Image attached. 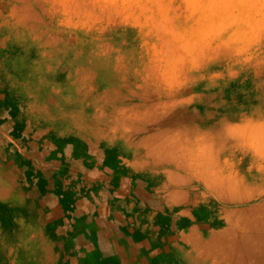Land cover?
Segmentation results:
<instances>
[{
	"label": "bare ground",
	"instance_id": "obj_1",
	"mask_svg": "<svg viewBox=\"0 0 264 264\" xmlns=\"http://www.w3.org/2000/svg\"><path fill=\"white\" fill-rule=\"evenodd\" d=\"M135 1L117 16L114 0H0V135L12 130L33 147L107 164L130 193L138 231L145 228L158 251L137 243L129 244L131 258L103 252L112 241L83 222L76 237L98 253H58V239L31 225L27 251L18 240V253L27 264H60L62 255L77 264H264L263 28L247 21L249 12L235 18L225 6L231 0H192L197 30L170 29L158 14L153 28L116 31L135 30L114 28L143 8ZM210 35L234 51L226 67L217 60L227 55L208 50ZM4 161L0 199L22 203L26 194L4 175ZM75 198L64 202L76 207ZM143 206L144 218L134 209Z\"/></svg>",
	"mask_w": 264,
	"mask_h": 264
},
{
	"label": "rangeland",
	"instance_id": "obj_2",
	"mask_svg": "<svg viewBox=\"0 0 264 264\" xmlns=\"http://www.w3.org/2000/svg\"><path fill=\"white\" fill-rule=\"evenodd\" d=\"M114 1L115 8L118 9L117 11H115V15L117 16H120L119 13L120 11H122V8H129V6L136 7L138 5L136 4L135 0H133L135 3L132 0H126L124 2L121 0ZM130 1L131 3H129ZM141 2L142 4H146H144L143 8H141L143 11L141 9L137 10V12L139 11L140 13H135L136 16H131L126 20V22L114 27H123L126 24V26H128L129 28H134L135 30L119 28L116 31H131L137 33L138 30L136 29H138L142 25L146 26V29L153 28L152 18L154 16H158V14L162 15L164 19L167 20L166 26L168 28L173 29V27L175 26V31L179 28L186 30L194 28V30H197V28L199 27V24L197 25L199 21V14L198 12L193 10L192 6H194V1L192 0L191 2L190 0H159V2L162 3L163 7H161V4L159 6L158 0H151V2L149 0H142ZM251 2L255 3L251 4ZM225 3V6L229 7L230 9V13H234L236 14V16H238L235 18H242L241 15L239 16L238 14L246 15L249 12L251 18L253 17L254 19L252 18L251 20L247 21H250L252 23H255L256 21L257 28L259 30L260 28H263L262 30L264 31L263 0H231ZM134 4L136 5L134 6ZM165 4L166 6H164ZM237 7H239V9ZM253 10L254 15L252 16ZM257 20H260L262 24ZM136 35H133L131 38ZM255 35L256 30L253 33L249 34V37L251 39L249 42H251L253 45L257 42L256 40H258V36L256 37ZM214 36L216 35H210V38H208L209 42H211V48H209L208 50H210V53L212 55H227L226 57H222L220 58V60H217V62L221 63L223 67H226L227 64L230 63L229 60L231 58L232 52L234 53V51H228V48H226V50H222L223 48H219V43L222 42V40L219 41L218 39V41H216V38H214ZM243 53L246 54L245 52ZM246 55H248V57L250 56L249 54ZM226 90H228V88H226ZM228 91L231 92V89H229ZM15 138L17 137L15 135V132L12 130L5 131V134L0 135V148L3 149V153L0 154V157L5 159L4 163L6 165V169H4V175L6 171H8V174L12 178V181L16 182V189L20 193L26 194V197L25 201H23L22 203H15L10 201V199H0V264H27V261L24 260L25 258L23 257V255L20 252L18 253L17 242L18 240L21 243L23 241L21 248L24 250L25 247V251H27L24 237L26 233L28 234V225H31L37 230L40 229L44 237H49L48 239L52 241L58 239L53 243V247H56V252L60 253L61 251L66 250L67 255L71 257H76L77 255L81 256L82 254H84V252L88 253L89 251L92 252L94 250L98 253V251L100 250V248H97V246H93L91 244L83 245L76 237L77 231L75 228H77L78 224H83V222L86 229L100 232L105 235L103 237L106 238V241H112L113 245L111 246L107 245L106 243H102L103 249L101 250L103 252L104 250H106V248L109 247L115 255L122 256L123 254H125L128 258H131L132 251L130 252L129 244L135 245L137 243L145 245L144 247L146 249L148 248V251L151 250V252L149 251L150 255L153 253V249L156 252L158 251L155 249L156 241L154 240L152 235H147L145 232H143L145 228H141L140 231L142 234L140 233V231H138L137 224L134 223V210H128L130 209L129 206H131L133 203V201L129 200L130 193L128 192L127 188L121 184V180L116 179L114 176H112V174H110L107 164L98 166L91 160L83 162V160H80L81 158L83 159V157L80 156L64 157L60 153V150L55 146L43 149L40 146L33 147V144L29 141H20ZM59 155L61 156V158L59 157ZM52 176L54 177V179ZM39 180L43 182V186L37 187L36 189V182H39ZM150 194L153 195L151 193V190H149V198H147V200L144 199V201L146 202L144 204L145 207H147V204L150 205L152 203L153 197ZM69 197H76L75 199H73L77 200L75 202L76 207H69L68 204V207H66L67 205L64 201ZM114 197L117 199H114ZM26 203L28 204L26 205ZM30 203L33 204L32 211H30L27 207ZM144 206L142 208L134 207L136 211L143 214V218L146 216V213L148 214V211H150V209L144 208ZM100 211H102L103 213ZM75 218L79 221H77ZM117 218H119V220H116ZM108 220V224L111 222V225L114 224L115 226L113 228L112 235L109 233L111 231L108 229L107 223L105 224V221ZM69 223L71 224L69 225ZM143 224L146 227V222H144ZM17 232L19 235L17 234ZM152 241L154 244L152 243ZM82 246L84 248H81ZM8 250H11V252ZM20 256L21 258H19ZM149 260L151 259H147L145 264L156 263V261L150 262ZM58 261H61L60 264H77L79 262V260H76L74 258L68 259L66 257H63V255L60 256V259Z\"/></svg>",
	"mask_w": 264,
	"mask_h": 264
}]
</instances>
